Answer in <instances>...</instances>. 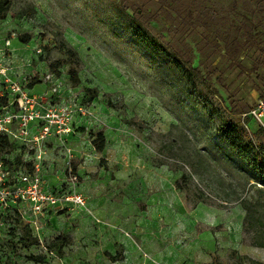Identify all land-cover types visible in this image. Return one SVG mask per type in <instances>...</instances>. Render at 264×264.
<instances>
[{
  "label": "rangeland",
  "instance_id": "374dc122",
  "mask_svg": "<svg viewBox=\"0 0 264 264\" xmlns=\"http://www.w3.org/2000/svg\"><path fill=\"white\" fill-rule=\"evenodd\" d=\"M12 1L0 18L9 73L73 118L63 136L0 156L40 163L48 189L73 185L86 205L50 210L40 230L0 210V264H264L263 173L220 130L231 121L264 141L236 112L264 98V0Z\"/></svg>",
  "mask_w": 264,
  "mask_h": 264
},
{
  "label": "built area",
  "instance_id": "2783aa9c",
  "mask_svg": "<svg viewBox=\"0 0 264 264\" xmlns=\"http://www.w3.org/2000/svg\"><path fill=\"white\" fill-rule=\"evenodd\" d=\"M4 53L0 49V135L27 146L39 144L40 139L52 133L63 136L70 132L72 110L53 103L48 93L31 92L21 79L13 78ZM243 116L253 117L264 130V98ZM35 125L41 127V135H34ZM40 170V163L28 167L0 156V210L16 208L37 230L41 227L40 219L50 210L86 205L84 195L73 185L68 190L48 189Z\"/></svg>",
  "mask_w": 264,
  "mask_h": 264
},
{
  "label": "trees",
  "instance_id": "16d2710c",
  "mask_svg": "<svg viewBox=\"0 0 264 264\" xmlns=\"http://www.w3.org/2000/svg\"><path fill=\"white\" fill-rule=\"evenodd\" d=\"M13 4L12 0H0V18H4L7 12L11 9ZM134 23L138 30V33L143 34L142 36L149 40L150 43L155 47V49L159 51H163L171 58H174V62L176 66L190 79L200 78L204 79L202 72L191 64L184 63L175 53L169 51L162 43L151 33L145 29V27L141 24L140 21H136ZM23 40L25 42L29 41V37H24ZM252 107H250L247 111H249ZM242 109H236V112H247ZM223 133L224 139L230 144L233 151L243 160L247 161L250 165L254 166L258 170H262L263 178H264V141L260 140L264 138V130L259 127L256 131L257 138L260 140L258 143L253 139H249L246 134L240 131L237 126L233 122H226L220 128ZM93 144L95 145L98 151H103L106 148V135L104 132L100 131L94 135ZM12 141L6 136L0 135V149L7 148L11 145ZM185 178V175H183ZM177 186L180 189H183V185L181 184V180L177 181ZM65 237H58L55 242H64ZM38 241L34 239L30 245L36 244ZM264 245V242L262 243ZM114 259H119L117 255H112L110 252H107Z\"/></svg>",
  "mask_w": 264,
  "mask_h": 264
},
{
  "label": "crops",
  "instance_id": "0c3cea01",
  "mask_svg": "<svg viewBox=\"0 0 264 264\" xmlns=\"http://www.w3.org/2000/svg\"><path fill=\"white\" fill-rule=\"evenodd\" d=\"M7 62V61H6Z\"/></svg>",
  "mask_w": 264,
  "mask_h": 264
}]
</instances>
